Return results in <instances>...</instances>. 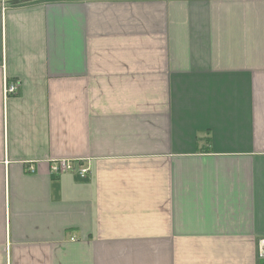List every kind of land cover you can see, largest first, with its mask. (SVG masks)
<instances>
[{
    "label": "crops",
    "instance_id": "crops-1",
    "mask_svg": "<svg viewBox=\"0 0 264 264\" xmlns=\"http://www.w3.org/2000/svg\"><path fill=\"white\" fill-rule=\"evenodd\" d=\"M5 3L0 264H264V0Z\"/></svg>",
    "mask_w": 264,
    "mask_h": 264
},
{
    "label": "built area",
    "instance_id": "built-area-1",
    "mask_svg": "<svg viewBox=\"0 0 264 264\" xmlns=\"http://www.w3.org/2000/svg\"><path fill=\"white\" fill-rule=\"evenodd\" d=\"M6 0H0L2 9L5 8ZM18 83L14 80H8L4 78V86H3V93L4 96H9L11 94H15L17 92ZM29 171H33V167L30 166L28 168ZM50 171L53 173H60V172H76L80 177H85L89 173V166L84 165L82 160L79 159H67L61 158L55 160L50 165ZM259 255L264 259V236L259 238L258 240V247H257Z\"/></svg>",
    "mask_w": 264,
    "mask_h": 264
}]
</instances>
